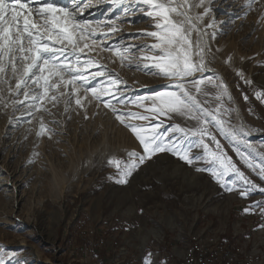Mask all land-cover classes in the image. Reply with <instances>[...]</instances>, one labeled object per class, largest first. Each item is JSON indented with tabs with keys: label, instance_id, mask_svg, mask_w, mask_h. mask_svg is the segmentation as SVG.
Returning <instances> with one entry per match:
<instances>
[{
	"label": "rangeland",
	"instance_id": "1",
	"mask_svg": "<svg viewBox=\"0 0 264 264\" xmlns=\"http://www.w3.org/2000/svg\"><path fill=\"white\" fill-rule=\"evenodd\" d=\"M188 2L192 5L188 15L196 24L190 39L210 51L205 53L206 70L195 74L205 81L201 92L186 87L203 108L218 115L223 126L215 121L209 124L211 135L201 143L189 131L200 127L197 121L178 113L132 122L159 124L156 131L164 142L190 150L192 164L171 152L157 153L128 177V183H117L119 172L109 159L126 161L129 151L142 152V146L110 108L90 93L85 97L81 89V105L73 97L66 106L65 98L58 97L45 100L40 110L30 109L31 100L23 94L11 97L7 86H0L8 104L0 103V256L6 264H145L149 254L152 264H162L163 257L185 251L193 233L216 234L222 244H244L249 239L253 243L257 231L264 232L261 216L254 217L261 213L255 205L264 204V193L259 191L264 179L244 159L264 164V157L258 155L264 153V102L256 98L257 92H264V0H254L251 7L248 0H204L202 7L196 6L200 0ZM205 7L210 10L197 19ZM150 10L138 0L81 2V18L93 26L99 22L105 32L110 21L118 29L106 38L97 33L99 44L129 49L126 55L132 66L100 48L83 54L118 74L120 83L108 85L112 95L104 97L118 111L151 115L145 112L152 106L151 99H144L143 107L131 101L176 91L151 60L143 59L155 54L149 48L154 38L145 35L157 30L156 20L146 14ZM223 75L252 135L239 120L229 85L220 78ZM221 82L227 94L216 87ZM11 83L14 87L15 81ZM117 98L129 103H117ZM13 99L23 103L12 105ZM41 123L45 132L38 136ZM175 125L189 134L173 132ZM204 144L209 152L226 153L258 188L241 196L242 182L235 173L224 178L225 186L218 183L208 170L215 166L205 157ZM234 183L237 187L228 191ZM234 233L237 236L232 238ZM262 240L264 247L263 236ZM84 248L95 251L87 254ZM163 248L169 252L166 256L161 255ZM124 257L128 259L123 261Z\"/></svg>",
	"mask_w": 264,
	"mask_h": 264
},
{
	"label": "snow or ice",
	"instance_id": "2",
	"mask_svg": "<svg viewBox=\"0 0 264 264\" xmlns=\"http://www.w3.org/2000/svg\"><path fill=\"white\" fill-rule=\"evenodd\" d=\"M81 2L82 0H70L69 4H61L58 0H0V86H7L8 95L11 97H19L23 94L25 100H31L30 109L40 110L45 100L56 101L58 97L65 98L66 106L73 97L76 104L81 105L79 96L81 89L85 97L90 93L93 99L103 103L104 107L110 108L116 120L129 129L142 146V152L129 151L126 161L109 159L108 163L114 165L119 172L120 178L117 183H128V177L157 153L171 152L179 159L192 164L190 150L184 151L171 141L164 142L156 131L160 127L159 124L144 125L132 122L134 120L150 121L155 117L178 113L197 121L200 127L189 131L191 135L200 137L201 143L205 135H211L207 128L209 124L215 121L217 125L223 126V121L218 119V115L203 108L196 96L186 87L188 84L195 89L196 93L201 92L200 85L205 81L202 77L196 79L195 74L206 70L205 53L206 50L210 51L199 40L193 43L190 39L191 31L195 30L192 18L188 15V9L192 5L188 0H164V2L138 0V3L150 6L151 10L146 14L156 20L154 27L157 29L145 33L155 40V43L149 46L155 54L145 56L143 59L151 60L153 66L159 69L165 78L173 82L176 89V91L157 93L154 97L137 98L131 101L143 107L142 101L151 99L152 106L145 109V112L151 114L148 115L133 111H118L111 100L104 99L112 95V87L108 85L116 86L120 83L118 74L109 71L106 65L97 62L94 58L83 54L86 49L91 52L100 48L101 51H111L114 56H118L122 64L128 61L129 66H132L126 55L129 49L99 44L97 33H101L106 38L109 33H114L118 29L115 23L110 21L108 25H105L107 27L105 32L99 22L93 26L90 20L81 18ZM253 2L254 0H248V7H251ZM114 3L120 4L123 0H114ZM196 6H204V0H200ZM209 10L205 7L204 13L198 15L197 19H202V15H206ZM127 11L125 9V13ZM176 17L183 19H176ZM61 57H63L62 60ZM93 68L96 70L88 71ZM190 77L193 79L189 80ZM216 79L220 78L217 76ZM13 80L14 87L11 83ZM92 81L96 83L92 84ZM208 82H212L211 77L208 78ZM216 87L223 89L224 94H227V86L223 82ZM3 91V87H0V103H4ZM256 98L264 102V92H257ZM11 103L16 105L23 101L13 99ZM117 103L126 105L129 101L117 98ZM4 106L7 107L8 104L4 103ZM44 110L47 111V109ZM172 131H179L185 136L189 134V131L179 125L173 126ZM44 132L45 127L41 123L40 132L37 135H42ZM211 139L215 141L216 138L211 136ZM217 147H219L218 142ZM204 151L205 157H210L208 162L215 166L208 170L222 186H225L224 178L230 173H235L242 182L240 185L242 190L239 192L241 196L247 197L251 191L258 188L235 166L226 153L209 152L207 144H204ZM258 155L264 157V153H258ZM244 159L253 171L258 168L257 174L264 179V164H255L247 158ZM204 170L197 169V171ZM236 187L234 183L227 190L232 191ZM259 191L264 193V188H259ZM259 206L255 205V207ZM260 210L264 213V207H260ZM150 256L151 254L145 260V264H152ZM0 264H6L3 256H0Z\"/></svg>",
	"mask_w": 264,
	"mask_h": 264
},
{
	"label": "bare ground",
	"instance_id": "3",
	"mask_svg": "<svg viewBox=\"0 0 264 264\" xmlns=\"http://www.w3.org/2000/svg\"><path fill=\"white\" fill-rule=\"evenodd\" d=\"M220 78L229 85L224 75ZM229 94L231 99L235 102V110L238 113L242 126L245 127L244 130L252 135V129L245 123L242 110H240L231 88ZM58 179L62 180V182L64 181L62 176L58 177ZM257 232V237L253 243H251L252 240L249 239V242L245 241L244 244H233L232 241L231 243L226 241L222 244L216 234L207 233L205 231L193 233L190 237L189 247L182 254L173 253L171 258L163 257L162 264H264V247L262 244V236H264V233L262 234V230ZM236 236L237 234L234 233L232 238ZM86 253L88 254V251H86Z\"/></svg>",
	"mask_w": 264,
	"mask_h": 264
},
{
	"label": "crops",
	"instance_id": "4",
	"mask_svg": "<svg viewBox=\"0 0 264 264\" xmlns=\"http://www.w3.org/2000/svg\"><path fill=\"white\" fill-rule=\"evenodd\" d=\"M262 205L264 206V204H260V207H262ZM257 215H261V224H262V226H264V213H262V212H261V213H258V214H256L254 217H256ZM82 221H83V220H82ZM83 222H85V221H83ZM88 223H91V222H88ZM80 224H81V223L79 222L78 225L81 226ZM263 233H264V232H263ZM263 233H262V234H263ZM263 237H264V236H263ZM183 252H184V250L182 251V253H183ZM182 253H181V254H182ZM70 255H72V254L70 253ZM127 259H128L127 257H124L122 260L125 261V260H127ZM120 264H121V263H120Z\"/></svg>",
	"mask_w": 264,
	"mask_h": 264
},
{
	"label": "built area",
	"instance_id": "5",
	"mask_svg": "<svg viewBox=\"0 0 264 264\" xmlns=\"http://www.w3.org/2000/svg\"><path fill=\"white\" fill-rule=\"evenodd\" d=\"M262 207H264V206L262 205ZM258 208H260V206H259ZM259 216H261V215H257L256 219H260ZM254 219H255V218H254ZM256 219H255V220H256ZM193 246H194V245H193ZM84 250H86V251H88V252H92V253H94V251H95V250H93V249H85V248H84ZM219 257H220V256H219Z\"/></svg>",
	"mask_w": 264,
	"mask_h": 264
},
{
	"label": "trees",
	"instance_id": "6",
	"mask_svg": "<svg viewBox=\"0 0 264 264\" xmlns=\"http://www.w3.org/2000/svg\"><path fill=\"white\" fill-rule=\"evenodd\" d=\"M163 250H164V251H163L164 253H162L161 255H162V256H166V255H167L166 252H168V250H167L166 248H163ZM170 252H171V250H170ZM168 253H169V252H168Z\"/></svg>",
	"mask_w": 264,
	"mask_h": 264
}]
</instances>
